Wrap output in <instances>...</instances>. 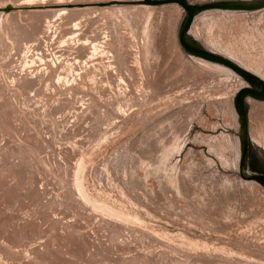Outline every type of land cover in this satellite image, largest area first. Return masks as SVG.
<instances>
[{
	"label": "rangeland",
	"instance_id": "rangeland-1",
	"mask_svg": "<svg viewBox=\"0 0 264 264\" xmlns=\"http://www.w3.org/2000/svg\"><path fill=\"white\" fill-rule=\"evenodd\" d=\"M184 14L0 0V264H264V6Z\"/></svg>",
	"mask_w": 264,
	"mask_h": 264
},
{
	"label": "water",
	"instance_id": "water-1",
	"mask_svg": "<svg viewBox=\"0 0 264 264\" xmlns=\"http://www.w3.org/2000/svg\"><path fill=\"white\" fill-rule=\"evenodd\" d=\"M141 2L145 3V4H150V5L175 2L183 8L185 14H184V17L182 18V21L180 23L179 30H178L179 41H180L181 45L183 46V48L188 53H190L194 56H199V55L195 54L194 52H191L189 49V46L190 45L191 46H194V45L200 46V45H198L195 40H191L190 42H187L185 39V36L187 35L189 27H190V25H191L196 14H198L199 12H201L203 10H207V9L249 10V9H255V8H259V7L264 6V0H257L255 2H251V3L244 2V1H238V0H220V1H212V2H206V3H189L187 0H141ZM183 21H184V23H183ZM182 23H183V25H182ZM200 47H202V46H200ZM207 60L210 62L221 63V64L233 69L236 73H238L240 76H242L248 82V84H250L251 86L255 82L263 85V82L261 81V79L258 76H256L255 74H253L247 70H244L243 68H241L237 64L233 63L232 61H230L224 57H222L221 55H219V57H214L213 59H207ZM262 88H263V86H262ZM262 90L263 91L259 94L264 93V88ZM253 91L254 90L251 89L250 87L243 88L237 94L238 95L237 96L238 103L242 102V96L243 95L249 94L252 96Z\"/></svg>",
	"mask_w": 264,
	"mask_h": 264
}]
</instances>
